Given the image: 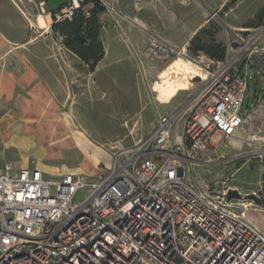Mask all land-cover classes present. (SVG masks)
Segmentation results:
<instances>
[{
	"label": "rangeland",
	"instance_id": "1",
	"mask_svg": "<svg viewBox=\"0 0 264 264\" xmlns=\"http://www.w3.org/2000/svg\"><path fill=\"white\" fill-rule=\"evenodd\" d=\"M66 2L61 0L50 10L46 31L42 18L37 17L41 29L30 18L29 40L22 47L29 61L42 70L40 80L54 103L45 105L32 92L34 100L20 96L25 105L0 106V167L5 161L36 167L48 179L86 173L94 176L90 181H96L114 152L145 136L159 116L176 110L200 89L216 60L197 48L206 44L211 50L216 44L224 48L225 57L238 48L235 34L245 40L248 34L243 30L264 21V0H85L80 5L85 16H92L95 3L103 8L91 21L94 43L87 50L76 49L89 56L101 46L100 59L94 62L66 47L64 23L51 28L53 14ZM42 3L30 1L38 7L34 11L48 13L40 8ZM202 28L205 32L190 45ZM157 47L168 49L170 56H157ZM247 70L246 95L264 99V51L252 53ZM247 102L246 97L244 108ZM251 129L255 137L260 134L247 121L238 130L236 142L216 141L208 160L194 161L193 184L229 187L242 196L255 193L264 202V156L257 151L263 145L250 139ZM84 194L79 191L75 199L81 200ZM240 203L247 219L264 232V206L245 199Z\"/></svg>",
	"mask_w": 264,
	"mask_h": 264
},
{
	"label": "built area",
	"instance_id": "2",
	"mask_svg": "<svg viewBox=\"0 0 264 264\" xmlns=\"http://www.w3.org/2000/svg\"><path fill=\"white\" fill-rule=\"evenodd\" d=\"M83 1L67 0L53 21L70 20ZM243 31L247 38L235 34L238 48L216 61L200 89L114 152L96 181L86 173L48 179L39 168L4 162L0 264H264V232L239 199H227L231 188H199L191 178L194 161L208 160L216 141L264 120V99L246 95L250 57L264 51V21ZM255 98L259 106L249 103ZM257 131L249 137L264 156V124Z\"/></svg>",
	"mask_w": 264,
	"mask_h": 264
},
{
	"label": "crops",
	"instance_id": "3",
	"mask_svg": "<svg viewBox=\"0 0 264 264\" xmlns=\"http://www.w3.org/2000/svg\"><path fill=\"white\" fill-rule=\"evenodd\" d=\"M30 1H33L35 5V1L38 0H0V106L2 108L5 105L11 104L18 106L25 105L22 100H19L20 96L27 95L29 96L27 100L31 101L33 99L32 96L30 97L32 92L40 95L44 99L45 105L49 106L54 103L51 95L47 92L40 80L42 70L33 61H29L31 57L22 50V47L29 40L28 30L31 27L29 24L30 18H32L36 25L38 23L37 17L42 18L44 21V30L46 31L49 25L45 23V18L47 19V17L51 16L50 10L61 0H39L40 2H44L42 3L44 6L40 5V8L42 10L44 8L49 10L48 13L44 14L37 13L38 7L36 6L35 8V6L30 5ZM13 16L20 22L14 23ZM37 27L39 29L42 28V26L38 25ZM18 101L20 102L18 103ZM256 101L255 98L249 103L252 102L253 104ZM27 105L31 106V103H27ZM253 111L255 112V109ZM258 121L264 124V120L256 116L252 121L254 129L258 128ZM66 129L71 133L68 126H66ZM251 131L253 132L252 129ZM14 167L18 168L21 166L14 165Z\"/></svg>",
	"mask_w": 264,
	"mask_h": 264
},
{
	"label": "trees",
	"instance_id": "4",
	"mask_svg": "<svg viewBox=\"0 0 264 264\" xmlns=\"http://www.w3.org/2000/svg\"><path fill=\"white\" fill-rule=\"evenodd\" d=\"M85 1V0H84ZM84 1L81 3L83 4ZM103 8L100 6V4L95 3L94 7L90 10L92 13V16L90 17L85 16L82 12V8H78L75 10V12L72 15V18L70 20H63L62 22H54L51 25V28H55L58 24L64 23L66 25V33H65V39L64 43L66 47H68L71 50H75L80 57H82L84 60H91L94 62H97L100 59L101 56V46H98V52L92 53L89 56L86 55L85 52H81L80 50L77 51L76 49H82L87 50L89 49V45L94 43V37L92 36V30H91V21L94 18V14H96L99 11H102ZM205 32V28L200 29L197 34L190 40V45L194 44L195 39L199 33ZM212 41V40H211ZM213 42V41H212ZM206 44L204 46H201L200 48H197L198 50H201L205 52L211 59L220 61L224 58L225 50L219 45L214 46L211 50L207 49ZM91 46V45H90ZM261 206H264V202H260Z\"/></svg>",
	"mask_w": 264,
	"mask_h": 264
},
{
	"label": "water",
	"instance_id": "5",
	"mask_svg": "<svg viewBox=\"0 0 264 264\" xmlns=\"http://www.w3.org/2000/svg\"><path fill=\"white\" fill-rule=\"evenodd\" d=\"M226 197L228 200L231 199H245V200H251L256 202L257 204H260L261 199L255 194V193H249L244 196L241 195V193L237 189H229Z\"/></svg>",
	"mask_w": 264,
	"mask_h": 264
},
{
	"label": "bare ground",
	"instance_id": "6",
	"mask_svg": "<svg viewBox=\"0 0 264 264\" xmlns=\"http://www.w3.org/2000/svg\"><path fill=\"white\" fill-rule=\"evenodd\" d=\"M236 140H238V138H235V139H234V142H236ZM239 141H240V140H239Z\"/></svg>",
	"mask_w": 264,
	"mask_h": 264
}]
</instances>
